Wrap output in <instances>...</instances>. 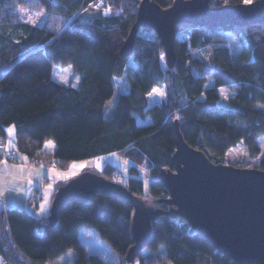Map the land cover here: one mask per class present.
<instances>
[{
  "label": "trees",
  "instance_id": "obj_1",
  "mask_svg": "<svg viewBox=\"0 0 264 264\" xmlns=\"http://www.w3.org/2000/svg\"><path fill=\"white\" fill-rule=\"evenodd\" d=\"M98 1L0 0L1 141L12 125L19 152L52 161L62 170L74 161L121 154L134 162L130 170L138 172L137 165H144L152 175L146 194L138 176H125L123 187L161 210L170 205L168 191L157 177L160 169H173L175 125L188 145L215 163H226V151L239 141L249 156L259 155L257 138L264 135V22L177 24L176 61L174 67L163 68V48L156 35L137 33L132 52L120 54L140 0H103L109 14L93 7ZM154 1L167 7L173 0ZM16 6L45 11L47 18L41 25L22 21ZM225 31L238 36L237 52H230ZM53 65H70L79 75L77 87L54 81ZM125 72L128 90L106 113L114 78ZM208 79L211 84L206 86ZM155 86H163L165 97L149 104L148 94ZM223 86L234 92L228 106L218 103ZM146 116L149 122H137ZM253 167L264 170V155ZM116 172L120 170L115 165L104 162L99 173L113 181ZM131 211L129 203L98 193L59 207L51 227L48 215L36 218L25 209L3 208L0 203V257L8 264H51L72 249L73 264H105L98 255H86L79 242L77 230L86 227L108 242L122 264L133 243ZM158 246L162 250L155 255H143L145 248ZM145 248L136 257L139 264H237L186 220L164 214L151 221Z\"/></svg>",
  "mask_w": 264,
  "mask_h": 264
},
{
  "label": "water",
  "instance_id": "obj_2",
  "mask_svg": "<svg viewBox=\"0 0 264 264\" xmlns=\"http://www.w3.org/2000/svg\"><path fill=\"white\" fill-rule=\"evenodd\" d=\"M264 22V0L210 5L209 0H173L161 7L140 0L136 19L120 49L128 56L139 29L152 30L160 41L166 66L174 67L175 26L193 23L207 27L243 26ZM173 169H160L158 179L168 191L167 210L152 208L130 194L123 185L89 170L60 185L50 204L48 224L57 221V210L69 201H87L104 194L129 203L133 241L122 264H134L146 247L151 221L161 214L180 217L206 238L213 248L237 264H264V170L230 163H215L203 151L188 145L175 125Z\"/></svg>",
  "mask_w": 264,
  "mask_h": 264
},
{
  "label": "rangeland",
  "instance_id": "obj_3",
  "mask_svg": "<svg viewBox=\"0 0 264 264\" xmlns=\"http://www.w3.org/2000/svg\"><path fill=\"white\" fill-rule=\"evenodd\" d=\"M250 1L251 0L247 2ZM93 7L99 9L101 8L103 14H109L111 12L110 8L107 6V4H104L103 0H99L95 5H93ZM15 12L20 20L37 25L43 24L47 18V13L45 11L38 9L30 10L26 7L16 6ZM47 22L51 24L50 20ZM137 33L145 37H152L153 35H155V33L152 30L145 31L143 29L141 30L139 29ZM224 34L226 36L227 45L230 52L233 53L237 52L240 48V42L238 41V36L232 31H225ZM160 59H161L162 67L163 68L166 67L165 56L163 53L160 54ZM66 69L67 71H65ZM61 76L66 77V82L65 80L60 79ZM51 78L56 82L69 84L73 87H77L79 81V75L74 74L72 67L70 65H65V66L53 65ZM210 84H211V80L208 79L205 85L209 86ZM128 87H129V83L126 80V72L123 74V76L119 78H114V92L111 98L108 99L106 102V108H105L106 113H108L110 109L113 107V105L117 100L118 95L120 93L127 92ZM219 92L221 93V97L218 100L219 105L228 106L229 97H231L234 94V92L230 90L228 87H224V86L219 88ZM164 97H165V90L163 86H156L152 89V91L148 95V103L149 104L159 103L162 99H164ZM149 121L150 119L147 116L144 119H137V122L139 124L146 123ZM9 128H13V126L11 125ZM6 137L8 141H10L9 139H11V134L9 133V131H7ZM257 142L260 147V153L257 157L249 156L244 144L241 141H239L233 147H231L226 151L224 155V161L226 163L229 162L230 164L244 165L249 167L258 165L260 157L264 155V135L259 136L257 138ZM104 162H109L115 165L120 170L119 173L123 177L125 176L140 177L143 181L144 193L145 194L148 193L149 183L152 177L150 171L144 165H137L138 172L130 170V166H132L134 162L131 159L124 157L123 155L115 152L107 153L84 161L82 160L81 162L74 161L70 163L67 169H63V171H66L65 174L67 181L86 170L100 174L99 172ZM77 238L85 248L86 255L88 254L98 255L105 261V264H118V258L111 250L108 242H106L103 239H99L95 237L93 231L90 228H86V227L79 228L77 230ZM160 250H162V246H158V248L154 250L145 248L143 250V255L146 254L155 255V253H158ZM74 256H75V252L72 249H69L59 258H57L55 262L51 264H73ZM134 264H139L138 259L135 260Z\"/></svg>",
  "mask_w": 264,
  "mask_h": 264
},
{
  "label": "crops",
  "instance_id": "obj_4",
  "mask_svg": "<svg viewBox=\"0 0 264 264\" xmlns=\"http://www.w3.org/2000/svg\"><path fill=\"white\" fill-rule=\"evenodd\" d=\"M14 139L13 132L9 139L11 142L7 137L3 142L10 148H16ZM16 156V162L0 158L1 206L25 209L36 218L49 215L51 200L57 188L67 181L66 171L53 168L52 161L29 158L18 150Z\"/></svg>",
  "mask_w": 264,
  "mask_h": 264
},
{
  "label": "built area",
  "instance_id": "obj_5",
  "mask_svg": "<svg viewBox=\"0 0 264 264\" xmlns=\"http://www.w3.org/2000/svg\"><path fill=\"white\" fill-rule=\"evenodd\" d=\"M16 152H17L16 148L7 147L5 146L4 142L0 140V158L6 159L10 162H16L17 161ZM52 167L57 168L55 164H52ZM113 181L121 185L125 183L124 177L121 176L120 173L118 172L114 174ZM0 264H8V263L4 258H2Z\"/></svg>",
  "mask_w": 264,
  "mask_h": 264
},
{
  "label": "snow or ice",
  "instance_id": "obj_6",
  "mask_svg": "<svg viewBox=\"0 0 264 264\" xmlns=\"http://www.w3.org/2000/svg\"><path fill=\"white\" fill-rule=\"evenodd\" d=\"M65 71H67V69ZM60 79L65 80V82H66V77L61 76ZM8 131L10 134H12L14 132V128H9Z\"/></svg>",
  "mask_w": 264,
  "mask_h": 264
}]
</instances>
